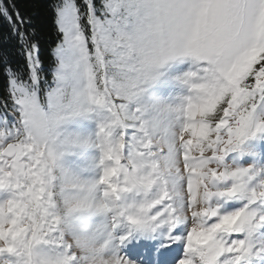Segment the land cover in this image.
<instances>
[{
  "label": "snow or ice",
  "instance_id": "1",
  "mask_svg": "<svg viewBox=\"0 0 264 264\" xmlns=\"http://www.w3.org/2000/svg\"><path fill=\"white\" fill-rule=\"evenodd\" d=\"M0 264H264V0H0Z\"/></svg>",
  "mask_w": 264,
  "mask_h": 264
}]
</instances>
